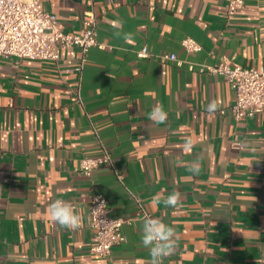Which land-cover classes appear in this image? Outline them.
<instances>
[{
	"label": "crops",
	"instance_id": "obj_1",
	"mask_svg": "<svg viewBox=\"0 0 264 264\" xmlns=\"http://www.w3.org/2000/svg\"><path fill=\"white\" fill-rule=\"evenodd\" d=\"M226 2L42 0L66 33H82L93 13L104 48L85 56L75 46L59 49L57 60L0 58V264H148L133 196L180 235L164 264H264V111L236 120L228 109L233 90L221 76L136 55L146 46L196 65L225 60L264 70V0H244L232 18ZM117 32L132 33V42ZM186 37L201 49L187 52ZM213 99L220 108L210 114ZM158 104L168 113L163 124L149 120ZM187 136L192 153L182 150ZM99 141L114 166L78 173L83 156L100 154ZM196 154L199 174L188 170ZM177 188L176 208L149 206L155 194ZM94 193L108 199L112 217L133 218L108 258L89 251ZM55 199L82 213L80 229L50 220Z\"/></svg>",
	"mask_w": 264,
	"mask_h": 264
},
{
	"label": "built area",
	"instance_id": "obj_2",
	"mask_svg": "<svg viewBox=\"0 0 264 264\" xmlns=\"http://www.w3.org/2000/svg\"><path fill=\"white\" fill-rule=\"evenodd\" d=\"M245 6L244 0H227L224 14L232 18ZM85 28L80 34L66 33L62 30L56 16L42 8V0H0V58H40L57 60L59 49L78 47L85 56L91 48H104L96 36V19L88 12L84 19ZM181 45L187 52L201 49L193 38L186 37ZM138 58H155L173 63L178 68L184 65L189 71L198 70L217 74L225 79L234 93V101L228 107L236 120L251 117L264 111V70L255 67H241L221 60L213 65H196L178 58L174 53L153 55L146 46L137 50ZM100 154L83 156L76 168L78 173L90 176L101 164L114 166V158L99 141ZM120 178V176H118ZM141 218L149 216L143 208L141 199L133 196ZM88 226L93 231V242L89 251L96 256L108 258L114 246L125 241L122 231L124 224L133 218L112 217L108 199L102 194H91L89 198Z\"/></svg>",
	"mask_w": 264,
	"mask_h": 264
},
{
	"label": "clouds",
	"instance_id": "obj_3",
	"mask_svg": "<svg viewBox=\"0 0 264 264\" xmlns=\"http://www.w3.org/2000/svg\"><path fill=\"white\" fill-rule=\"evenodd\" d=\"M114 27L122 28V22L114 21ZM117 37H122L125 42H132V33L117 32ZM220 108L218 100H211L206 110L210 114L216 113ZM168 113L163 105H156L149 113V120L155 124H163L167 121ZM196 143L191 136L184 138L182 150L185 153H192ZM202 154H196L194 162L190 164L189 171L199 174L201 171L200 160ZM183 201V194L177 188L162 197L161 193L155 194L150 200V207L158 208L163 204L165 207L176 208ZM47 215L50 220L60 228L67 230H78L83 225V215L70 202L63 199L53 200L47 207ZM180 235L177 233L175 226L164 222L161 218L146 216L142 221L141 243L149 252L150 259L148 264H164L167 257L174 254Z\"/></svg>",
	"mask_w": 264,
	"mask_h": 264
}]
</instances>
